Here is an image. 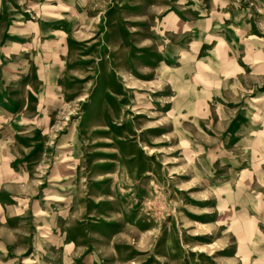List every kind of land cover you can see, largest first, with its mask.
Returning <instances> with one entry per match:
<instances>
[{"label": "rangeland", "instance_id": "rangeland-1", "mask_svg": "<svg viewBox=\"0 0 264 264\" xmlns=\"http://www.w3.org/2000/svg\"><path fill=\"white\" fill-rule=\"evenodd\" d=\"M0 264H264V0H0Z\"/></svg>", "mask_w": 264, "mask_h": 264}, {"label": "crops", "instance_id": "crops-1", "mask_svg": "<svg viewBox=\"0 0 264 264\" xmlns=\"http://www.w3.org/2000/svg\"><path fill=\"white\" fill-rule=\"evenodd\" d=\"M3 213H4V215H3V220H4V221L6 220V224H7L8 220L11 219V217H9V216L7 215V209H5V211H4ZM12 217H13V216H12ZM13 219L15 220L16 218L13 217ZM8 232H9L8 228H3V234H6V233H8Z\"/></svg>", "mask_w": 264, "mask_h": 264}, {"label": "bare ground", "instance_id": "bare-ground-1", "mask_svg": "<svg viewBox=\"0 0 264 264\" xmlns=\"http://www.w3.org/2000/svg\"><path fill=\"white\" fill-rule=\"evenodd\" d=\"M128 85V84H127ZM130 88V87H129Z\"/></svg>", "mask_w": 264, "mask_h": 264}]
</instances>
